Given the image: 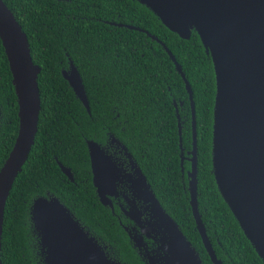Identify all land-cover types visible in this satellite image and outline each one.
I'll return each instance as SVG.
<instances>
[{"label": "trees", "instance_id": "trees-1", "mask_svg": "<svg viewBox=\"0 0 264 264\" xmlns=\"http://www.w3.org/2000/svg\"><path fill=\"white\" fill-rule=\"evenodd\" d=\"M3 1L27 35L32 61L40 68V110L33 145L4 207L1 264H43L30 207L36 195L46 192L64 202L101 244L112 245L115 260L144 264L117 221L93 198L87 179L85 139L105 130L118 134L145 172H155L152 186L159 201L203 264H212L195 229L187 194L177 181L180 148L172 99L183 102L179 110L184 120L181 143L187 149L191 144L188 93L163 46L147 33L167 46L192 89L197 205L217 257L223 264H264L214 180L211 140L215 77L197 33L192 30L188 39L179 37L137 0ZM69 60L82 78L89 112L62 76ZM11 79L0 41V167L18 128V104ZM57 160L71 169L75 182L61 172Z\"/></svg>", "mask_w": 264, "mask_h": 264}, {"label": "water", "instance_id": "water-1", "mask_svg": "<svg viewBox=\"0 0 264 264\" xmlns=\"http://www.w3.org/2000/svg\"><path fill=\"white\" fill-rule=\"evenodd\" d=\"M137 1L179 37L188 39L194 30L205 53L210 56L215 77L212 173L220 195L264 262V0ZM147 34L163 46L188 93L191 109L190 208L195 228L212 264H223L212 247L198 211L192 89L167 46L156 36ZM0 41L18 104L17 135L0 167L1 251L4 207L33 145L40 110L37 82L40 68L32 61L27 35L3 0H0ZM68 63V68L61 70L62 76L89 112L82 78L73 62L69 60ZM176 116L182 155L181 124L179 115ZM85 141L96 153V143ZM58 165L72 180L70 169L59 161ZM102 202L106 204V201ZM153 207L156 212L154 224L160 237L155 254L148 255L146 264H203L195 247L155 197ZM30 215L45 264H119L105 253L98 240L56 197H38L30 207ZM134 240V245L140 247L137 239Z\"/></svg>", "mask_w": 264, "mask_h": 264}, {"label": "flooded vegetation", "instance_id": "flooded-vegetation-1", "mask_svg": "<svg viewBox=\"0 0 264 264\" xmlns=\"http://www.w3.org/2000/svg\"><path fill=\"white\" fill-rule=\"evenodd\" d=\"M172 104L174 106L175 114L179 115V121L181 124V122H184V120L181 119L179 110L180 107L182 109L183 102L180 100L176 102L174 99H172ZM189 112V121H191V109ZM116 116L119 117L120 115L117 113ZM184 119H186V117ZM95 134L92 137H88L87 140H91L92 142L96 143L98 148L97 152L95 153L94 150L91 151L86 143L88 161L87 179L89 180L93 192V198L102 205V208H104L113 219L117 221L118 225L124 231L130 246L139 256L142 262L146 264L148 262V255L151 257L155 254V250L158 246V239L160 237L154 224V221L156 220V212L153 207V197H155L163 207L152 186L155 172L148 170L145 172V168H143L139 158L125 146L118 134L109 130L102 131L100 134ZM190 150L191 144L189 148H183L182 155H180L179 151V171L177 174L179 177L177 181L183 188V191L187 194L188 203L190 199V177L188 175L191 169V163L189 160L191 156L189 154ZM70 172L73 177L72 180L66 174L63 172L62 173L68 178L69 181L75 182L71 169ZM40 196L47 198L56 197L62 204H64V202H62L57 196L48 192H46L44 195H36L32 199V203ZM102 201H106V204H104ZM66 207L71 211L68 206ZM163 209L168 215H170L164 207ZM134 239H137V241L140 243V247H136L134 245ZM101 245L105 253L111 258L115 259L113 256L115 253L111 247L112 245ZM39 253L42 263L45 264L44 254L41 252L40 245ZM117 262L122 264L119 261Z\"/></svg>", "mask_w": 264, "mask_h": 264}]
</instances>
